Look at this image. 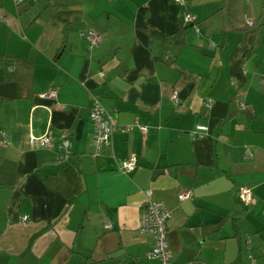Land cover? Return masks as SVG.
<instances>
[{
  "label": "crops",
  "instance_id": "1",
  "mask_svg": "<svg viewBox=\"0 0 264 264\" xmlns=\"http://www.w3.org/2000/svg\"><path fill=\"white\" fill-rule=\"evenodd\" d=\"M0 57L35 62L31 91L0 65V164L17 163L15 188H0V264H160L140 231L148 191L171 213L174 264H264V0H0ZM95 102L134 127L98 153ZM45 133L50 146L29 143Z\"/></svg>",
  "mask_w": 264,
  "mask_h": 264
},
{
  "label": "built area",
  "instance_id": "2",
  "mask_svg": "<svg viewBox=\"0 0 264 264\" xmlns=\"http://www.w3.org/2000/svg\"><path fill=\"white\" fill-rule=\"evenodd\" d=\"M14 2L17 6H20L24 4L37 3L38 0H14ZM174 2L182 6L187 4V0H174ZM194 21L195 17L192 14L187 13L185 16V22L190 23ZM245 23L249 27H254L256 25V22L247 16L245 17ZM82 35L89 41L90 46L99 44V39L94 32L90 31L88 33H82ZM100 74H103V72H100ZM57 96L58 89L55 87L48 89V91L43 94V98L48 100H55L57 99ZM171 98L175 104L179 103V93L177 90L173 91ZM212 104V99L205 101V106L207 107ZM240 107L245 108V104L240 103ZM89 117L94 126V144L96 146L97 153L101 151V149L111 146L112 136L117 130L127 132L134 129L133 126L120 127L117 118L112 113L105 110L98 102H95V104L91 107ZM139 129L142 134L147 133V127L139 126ZM207 129V126L197 124L195 136H193V138L202 137L204 133L207 132ZM0 133L3 138L7 137L4 131H1ZM29 143L31 145L50 146L52 144V138L49 133L39 136L30 135ZM71 148V141L69 139H63L59 144V158L61 160H65L70 155ZM135 167L136 160L133 157L121 163V169L126 172L134 170ZM191 196V191H184L179 194V199L183 200ZM240 199L245 203L250 202L251 190L245 187L241 188ZM170 217L171 213L165 203L153 199L151 191H148L147 201L144 203L141 210L140 231L142 233H149L153 236V248L148 251L146 257L149 260L157 259L160 264H174L172 262V254L169 250L167 240V225ZM24 219H26V217H24ZM105 228L112 229V223L107 222L105 224Z\"/></svg>",
  "mask_w": 264,
  "mask_h": 264
},
{
  "label": "trees",
  "instance_id": "3",
  "mask_svg": "<svg viewBox=\"0 0 264 264\" xmlns=\"http://www.w3.org/2000/svg\"><path fill=\"white\" fill-rule=\"evenodd\" d=\"M39 1V0H38ZM186 28H180L176 33L170 35H160V37L168 40H175L179 36H184ZM155 31L152 33H146L144 31H138L137 36L146 44L150 39L154 38ZM11 65V67L9 66ZM0 65L4 69L5 81H17L23 84L29 91L32 90L33 85V70L35 62L31 58L21 57H0ZM17 179V163L11 160H4L0 164V188L13 189L16 186ZM224 220L213 226H205V232H217Z\"/></svg>",
  "mask_w": 264,
  "mask_h": 264
}]
</instances>
